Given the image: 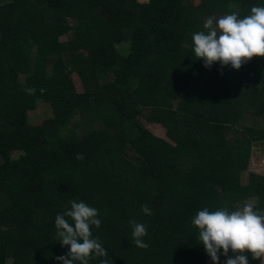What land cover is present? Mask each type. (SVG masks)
<instances>
[{"label":"trees","instance_id":"1","mask_svg":"<svg viewBox=\"0 0 264 264\" xmlns=\"http://www.w3.org/2000/svg\"><path fill=\"white\" fill-rule=\"evenodd\" d=\"M254 6L264 0H0V264H58L69 249L55 217L72 200L98 210L92 235L110 264H206L199 210L255 200L264 212V174L243 183L264 149V57L205 68L192 41L208 17ZM69 23L86 27L60 42ZM38 104L50 117L29 123ZM130 220L146 225L147 249Z\"/></svg>","mask_w":264,"mask_h":264},{"label":"clouds","instance_id":"2","mask_svg":"<svg viewBox=\"0 0 264 264\" xmlns=\"http://www.w3.org/2000/svg\"><path fill=\"white\" fill-rule=\"evenodd\" d=\"M203 28L206 31L196 32L192 41L193 52L205 68L218 63L221 69L230 66L239 70L252 58L264 57V7H252L243 18L237 13L219 18L210 16ZM25 91L34 95L36 89L29 87ZM44 91L40 89L41 94ZM76 159L83 160V154H77ZM142 212L152 214L147 205ZM98 215L96 208L72 200L70 209L55 217L57 239L69 249L65 255L56 257L58 264H89L90 259L98 257L105 258L100 264H110L107 250L92 235V226L99 228L101 224ZM129 223L133 226L135 246L147 249L149 244L143 239L148 234L146 225L135 220ZM191 224L198 230L200 244L212 264H220L221 256L226 257L224 264H248L249 255L264 264V212L255 211L252 203L231 212L226 208L215 211L204 208L195 214Z\"/></svg>","mask_w":264,"mask_h":264},{"label":"rangeland","instance_id":"3","mask_svg":"<svg viewBox=\"0 0 264 264\" xmlns=\"http://www.w3.org/2000/svg\"><path fill=\"white\" fill-rule=\"evenodd\" d=\"M147 1L148 0H138L139 3H146ZM192 2L195 5H198L200 3V0H192ZM69 26L72 28V31L70 33L66 34L65 36L61 37L59 39L60 42H65V41L70 40L73 37V35L79 31V29H83L84 27H86V25L81 26V25H76L73 23H69ZM115 49L121 55H125L127 53V44L126 43H122V44H118V45L116 44ZM19 79L22 80V77H20ZM71 80H72L74 87L76 88V91L79 92L80 90H78L79 87H78V81L76 79V76L71 75ZM145 114H146V112H144L140 117L139 123L141 124V126H143V128L146 129L153 136H155L159 139H162V140H166L165 135H164V130L161 127H159L157 125H150V124H147L145 122V119H144ZM27 117H28L29 123L38 124L42 120H45V119L50 117L49 109L47 106H45L43 104H38L36 106V109L33 112H30L27 115ZM72 124H74V126L77 127V124H78L77 118L72 121ZM262 148H263V145H261L260 148L255 146L252 149V153H251V157L249 159V164H248L247 170L245 171V174L243 175V183L244 184L246 183V178L249 174H254L256 176H262L264 174V149H262ZM16 156H17L16 153H13L11 157L15 158ZM246 203H252L253 206L256 204L255 200H248ZM224 261H225L224 257L221 256L220 257V264H224ZM206 264H212V262L208 261ZM260 264H261V262H260Z\"/></svg>","mask_w":264,"mask_h":264}]
</instances>
